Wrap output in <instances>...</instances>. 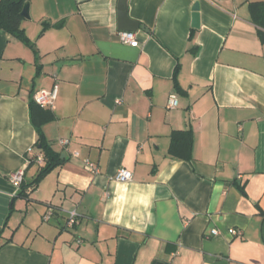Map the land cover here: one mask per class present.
Wrapping results in <instances>:
<instances>
[{
	"label": "crops",
	"instance_id": "crops-1",
	"mask_svg": "<svg viewBox=\"0 0 264 264\" xmlns=\"http://www.w3.org/2000/svg\"><path fill=\"white\" fill-rule=\"evenodd\" d=\"M262 1L129 0L145 27L131 45L119 0H29L31 45L0 30V264H264ZM55 86L43 132L65 161L34 189L30 102ZM188 130L185 159L171 144ZM122 167L132 180L114 179Z\"/></svg>",
	"mask_w": 264,
	"mask_h": 264
},
{
	"label": "trees",
	"instance_id": "trees-1",
	"mask_svg": "<svg viewBox=\"0 0 264 264\" xmlns=\"http://www.w3.org/2000/svg\"><path fill=\"white\" fill-rule=\"evenodd\" d=\"M27 1L29 0H0V30L6 31L24 43L31 45L25 30L22 27L24 17L21 12ZM253 12L255 15L254 21L260 27V37L264 40V1L254 3ZM176 88L179 91L181 90L179 85H176ZM30 113L32 123L38 133L36 144L43 151L45 159V164L40 168L37 176L30 184L35 189L43 177L54 168L61 166L65 159L61 157L60 153L52 148L43 132V125L55 118L54 113L49 109L41 107L34 100L30 102ZM192 141V134L189 130L175 131L172 135L171 152L182 158L190 159ZM22 185L23 183L21 184V187ZM19 196L27 197L25 189L19 193Z\"/></svg>",
	"mask_w": 264,
	"mask_h": 264
},
{
	"label": "built area",
	"instance_id": "built-area-1",
	"mask_svg": "<svg viewBox=\"0 0 264 264\" xmlns=\"http://www.w3.org/2000/svg\"><path fill=\"white\" fill-rule=\"evenodd\" d=\"M224 1V0H213V3L218 4L219 2ZM120 39L123 43L126 44H131V45H135L138 43V39L136 38V35L133 31H121L119 33ZM58 97V87L55 86L50 90L47 89H43L38 91L35 95H34V101L40 105L43 108L46 109H50L53 110L55 108V103ZM179 105V98L177 95L173 94L170 95L168 98V103H167V107L169 109H174ZM68 141L67 140H62L63 144H66ZM33 154V149L32 147L28 149L27 151V156H30ZM78 154V153H76ZM28 158V162L31 163L32 160H34V158L31 157H27ZM35 160H37L38 162L42 163L44 161V157L43 155H37L35 157ZM85 167L87 170H89L92 174H98L99 173V168L98 166L90 161V160H86L85 161ZM24 175H25V170L24 169H20L17 170L15 172H12L10 175V179L12 180L13 184L19 189L21 187V184L24 181ZM114 179L116 181H120V182H127L133 179V172L129 169H127L126 167H122L120 169H118V171L115 173L114 175ZM56 212V209L54 207H49L47 209V211L45 212L43 219L45 221H49L52 219V217L54 216ZM81 218V214L76 210V209H72L67 211V221H66V226L69 228H73L74 226H76ZM231 233H237V231L235 229H230ZM212 234L217 235L219 234V232L217 230H213ZM79 243L82 242V240H78Z\"/></svg>",
	"mask_w": 264,
	"mask_h": 264
},
{
	"label": "water",
	"instance_id": "water-1",
	"mask_svg": "<svg viewBox=\"0 0 264 264\" xmlns=\"http://www.w3.org/2000/svg\"><path fill=\"white\" fill-rule=\"evenodd\" d=\"M128 1L129 0H119L118 2V17H119V28L125 31H138L139 29H145L140 23L129 17L128 14ZM24 18H30L29 12V1L24 4L21 12ZM193 27H200V17L197 7L193 14Z\"/></svg>",
	"mask_w": 264,
	"mask_h": 264
}]
</instances>
